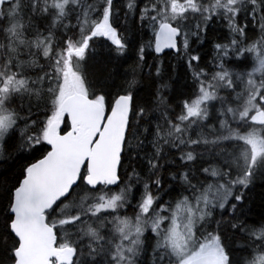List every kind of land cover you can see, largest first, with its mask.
<instances>
[{
    "label": "snow or ice",
    "instance_id": "snow-or-ice-1",
    "mask_svg": "<svg viewBox=\"0 0 264 264\" xmlns=\"http://www.w3.org/2000/svg\"><path fill=\"white\" fill-rule=\"evenodd\" d=\"M257 188L264 0H0V264H264Z\"/></svg>",
    "mask_w": 264,
    "mask_h": 264
},
{
    "label": "trees",
    "instance_id": "trees-1",
    "mask_svg": "<svg viewBox=\"0 0 264 264\" xmlns=\"http://www.w3.org/2000/svg\"><path fill=\"white\" fill-rule=\"evenodd\" d=\"M218 31H223V29H220ZM97 43H102L104 45H109L110 42L106 41V40H101V41H97ZM210 51V49H209ZM153 55H155L153 53ZM149 63H154L153 61H149ZM171 65V67H169ZM116 70L117 72L122 73L123 72V68L121 67V65L117 64L116 65ZM185 68L181 66V62H178L174 56L169 57L168 60L164 61V73L165 75L171 73L174 77H184L185 75ZM180 83L183 84V79L180 80ZM260 188H257L255 190V192L253 193V202L256 204V211H259V194L261 193Z\"/></svg>",
    "mask_w": 264,
    "mask_h": 264
},
{
    "label": "water",
    "instance_id": "water-1",
    "mask_svg": "<svg viewBox=\"0 0 264 264\" xmlns=\"http://www.w3.org/2000/svg\"><path fill=\"white\" fill-rule=\"evenodd\" d=\"M168 51H171V50H166V52H168Z\"/></svg>",
    "mask_w": 264,
    "mask_h": 264
}]
</instances>
